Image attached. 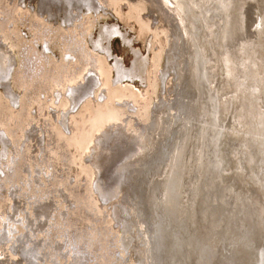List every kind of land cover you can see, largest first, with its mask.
<instances>
[{
  "label": "bare ground",
  "instance_id": "6f19581e",
  "mask_svg": "<svg viewBox=\"0 0 264 264\" xmlns=\"http://www.w3.org/2000/svg\"><path fill=\"white\" fill-rule=\"evenodd\" d=\"M77 1L40 0V6H59L61 10L58 11L66 13L69 8L77 7ZM145 1L148 11L162 18L167 36L165 64L160 72V96L151 103L147 111L149 117L143 120L139 116L137 103L133 100L137 96L134 89L130 93L116 94L113 107L107 114H103L98 106L99 116L94 120L93 125L96 127L90 137V142H97L103 134L104 140L100 139V143L107 144L108 149L101 153L100 150L95 157L99 168H103V165L99 164L101 159L113 164L108 171L109 179L104 183H108L105 192L115 188L119 191V200L110 205L108 210L114 222L115 217L120 216L117 235L122 237L124 247H129L132 252V258L123 261H126L125 264H236L239 260L235 257L246 255L250 259L256 257V263L264 264V234L258 229V224L261 223L264 231V214L260 211L257 215L254 206L251 218L256 227L251 228V231L244 226L242 215V205L247 207L250 202L253 205L254 201H259L262 207L264 205V194L257 192L258 186L264 191V129L258 130L259 126L264 128V123L261 125L264 121V108L258 105L259 102L264 107V96L258 97V93L264 90V0ZM91 2L95 3V0ZM257 7H261V12L255 22L258 24L251 33L254 36L253 30L256 31L259 26L260 37L247 42L240 40V50L235 47L236 44L226 46L224 37L229 33L232 19L242 31L246 21L247 25H250L253 20L252 11ZM244 9L248 10L247 18L242 15ZM109 27L102 26V39H108L109 32H112ZM245 39H250L248 33ZM134 53L137 54L133 66L129 69L120 67L121 60L116 59L118 77L136 72L139 75L145 66V59L137 51ZM9 62L7 54L1 49L0 66ZM231 63L234 69V63L241 69L238 80L233 79L229 73ZM219 67L223 76L217 79L215 74ZM92 77L97 82V77ZM90 80L92 79L89 78ZM220 81L222 84H230L228 90L232 87H237L238 90L239 87L242 91H231V94H223L220 98L223 89ZM255 82L258 83L257 90L251 86L255 85ZM84 85L77 90H82ZM166 85L170 88L169 91L166 90ZM96 86L97 84L94 89ZM86 89L82 91L86 92ZM68 90L65 95L68 103L56 111L59 125L57 129L61 132L68 126L66 120L72 109V100L77 101L82 96V91H75L71 100L67 95ZM128 95L132 100L126 97ZM221 100L233 104L231 112L227 113V108L219 118V123L223 126L220 132L225 135L227 141L224 138L217 146V143L211 145L207 142L208 139L203 133L208 127L219 133L218 116L221 105H217V101L220 103ZM185 105H190L191 109L194 106L199 107L200 111L193 115L184 114ZM201 107L211 108L209 115L204 117ZM103 116L107 117L102 119ZM212 122L213 127L207 126ZM33 126L26 130L34 129L36 132L32 131L28 137L25 133V136L16 140L18 156L13 157L15 163L11 164L13 159H9L8 174L6 171L0 173L7 177L9 186L6 190L8 194H12L9 196L11 202L5 203L0 212V264H85V251L81 247L83 240H86L85 235L88 238L90 234L86 252L94 254L101 233L99 234L86 216L82 215L80 207L64 217L67 214L62 213L67 209L65 205L53 221L48 218L50 212L46 213L49 208L47 202H50L51 198L61 196L60 186L68 185L74 168L71 164L70 168L68 167L70 171H66L67 152L61 147L60 138L56 140L57 136L48 132V123L45 121L38 124V127L35 124ZM228 146L231 147L230 152L234 149L231 155L226 150ZM185 147L187 149L184 151ZM223 148V152L226 151L225 161L219 154ZM181 152L183 160L186 157L188 161L184 170L177 166ZM252 160L258 165L257 169L253 167ZM222 163L225 169L223 173L228 177L226 181L216 176V168ZM109 164L105 165V172ZM17 170L21 174V181L14 183V173L18 172ZM181 174L185 175L182 178L183 185L179 187L178 177ZM123 176L124 179L121 180ZM214 176L219 181L209 185ZM235 182L238 183L233 184ZM242 182L249 190L242 185L238 187V203L231 202L226 197L221 201L217 199L218 194L229 192ZM29 189H32L34 196L26 213L22 193ZM19 191L22 193L17 205L15 202ZM98 194L102 196L99 191ZM176 194L181 195L180 208ZM35 202L36 205L46 203L40 211V208L34 209ZM80 205L82 206V203ZM256 205L259 210L257 202ZM246 210L245 208L244 212L248 215ZM120 212L122 214H119ZM13 215L15 218L11 217ZM176 215L181 216V224H172L171 217ZM185 219L187 225L184 228ZM15 224L21 226V229L15 231ZM42 224L45 225L44 228L40 227ZM171 224L173 227L169 229L167 239L168 255L167 259H164L165 253H160L161 250L164 251L160 246V241L164 238L161 228ZM12 230L14 232H11ZM165 233L168 234L167 229ZM70 234L74 239H68ZM257 234L260 237L258 240ZM55 242L60 247H56ZM177 247L180 249L175 250ZM242 248H245L244 252ZM73 250L76 253L81 251L83 257L79 253L76 261H68L73 255ZM16 251L20 254L18 253V257H12L17 254ZM118 256L119 252L114 249L110 264L119 263ZM42 257L43 261H38ZM90 259V264H99L96 259L95 262L93 258Z\"/></svg>",
  "mask_w": 264,
  "mask_h": 264
},
{
  "label": "rangeland",
  "instance_id": "374dc122",
  "mask_svg": "<svg viewBox=\"0 0 264 264\" xmlns=\"http://www.w3.org/2000/svg\"><path fill=\"white\" fill-rule=\"evenodd\" d=\"M40 5V0H0V50L10 59L7 65L0 66V173L6 171L8 174L9 159L18 156L16 140L25 133L28 137L32 131L36 132L34 129L26 130L28 127H34L33 124L38 127L46 121L48 132L56 135V140L60 138L61 147L67 152L66 171H70L71 164L74 168L68 185L60 186L61 196L46 201L49 204L46 213L50 212L48 218L53 221L65 205L67 209L62 213L67 214L64 217L80 207L82 215L101 233L94 254L86 252L90 234L88 238L85 235L86 240L81 245L85 251V264L92 262L90 258L99 264H110L114 249L119 252L117 264H125L123 260L132 258V252L129 247H124L122 237L117 235L120 216L118 219L115 217L114 222L108 210L119 200V191L115 188L105 192L108 183L104 182L109 179L108 171L113 164L101 159L99 164L103 168H99L95 157L100 150L101 153L108 149L107 144L100 143V139L104 140L103 134L97 142H90V137L96 127L94 120L99 116L97 105L103 114H107L113 107L116 94L130 93L134 89L137 96L133 100L137 103L140 118L145 120L149 117L147 111L159 98L162 89L160 72L165 64L167 43L164 23L161 17L148 11L145 0H95V3L78 0L77 7L69 8V12L57 11L53 15ZM102 26L114 28L108 39L100 37ZM136 51L146 57L145 78L138 77L137 72L138 76L127 74L118 77L116 59L121 60L120 67L129 69L133 66ZM93 75L98 78L95 89L89 84ZM85 82L90 89L68 113L67 128H61L64 132L60 129L59 132L56 111L68 103L65 97L67 89H75L73 85ZM169 89L166 85V90ZM126 97L132 100L129 95ZM10 163H15V160ZM6 178L0 174V212L12 196L7 193L9 185ZM120 179L123 180L124 176ZM30 201L25 199L23 202L26 213L25 206L28 207ZM46 202L38 205L35 202L34 209L40 208L41 211ZM11 217L15 218L14 215ZM13 229L18 231L21 226L15 224ZM68 239L74 238L70 234ZM55 246L60 247L57 242ZM16 253L12 257H18L20 252ZM79 253L83 257V253ZM79 253L74 251L68 261H76Z\"/></svg>",
  "mask_w": 264,
  "mask_h": 264
},
{
  "label": "water",
  "instance_id": "95a60500",
  "mask_svg": "<svg viewBox=\"0 0 264 264\" xmlns=\"http://www.w3.org/2000/svg\"><path fill=\"white\" fill-rule=\"evenodd\" d=\"M248 10H246V9H244L243 10V12H242V15L243 16H245V18H247V15H249L248 14V12H247ZM260 12H261V7H257V8H254V10L252 11V13H253V17H252V21H251V23H250V25H247V21L245 22V24L246 25H244V28L242 29V31H241V29H238L237 28V22L235 21V22H233V19H232V23H230V30H229V33L226 35V37H224V43L226 44V46H228V44H236V46L235 47H237V49H241L242 48V46L241 45H239L238 44V42L240 41V40H245L246 42L247 41H251V40H257L258 39V37H260V30H259V28H257L256 29V31H254L255 29H254V24H255V22H256V19H257V17L260 15ZM235 18V17H234ZM252 29H254L253 30V32H254V36L252 35ZM186 31V30H185ZM246 33H248L249 35H250V39H248V40H246L245 38H246ZM232 39V40H231ZM245 42V43H246ZM248 47V46H247ZM220 62H221V57H220ZM230 70H229V73H230V75H231V77H233V79H235V80H238L239 78H240V70L241 69H239L238 67V64L237 63H234V66L236 67L235 69L233 68V65H232V63L230 64ZM226 71H227V69H226ZM222 70H221V68L219 67V69L217 70V74H215V76H217V79L219 78H221L222 76H223V74H222ZM252 74H253V72H252ZM189 76V73H188V75H187V77ZM250 77V76H249ZM205 80H207V77H206V79ZM234 83H235V81H234ZM220 84H222L221 83V81H220ZM194 85H195V83L192 85L193 87H194ZM223 85V89H222V91H221V94L222 95H220L219 97L220 98H222V96H223V94L225 95V96H227V95H229V94H231V91H232V93H233V91H235L236 89H237V87L236 88H234V87H232L230 90H228L229 89V85L230 84H222ZM251 86H254V87H256V90L259 88L258 87V83L257 82H255V85H253V84H251ZM236 91H242L241 90V88H239L238 87V90H236ZM263 92V94L261 95V93H258V97H261V96H264V90L262 91ZM240 95H241V93H240ZM256 96H257V92H256ZM195 100V99H194ZM193 100V102L195 103V101ZM224 100V99H223ZM223 100H221V102L223 101ZM231 101H232V99H231ZM219 103L218 101H217V105H221V107H220V116H218V124H220L219 122H220V120H219V118H221V115L224 113V111H225V109H227L228 110V112L227 113H230L231 111V109H232V104H233V102L231 103L230 101H223L222 103ZM190 103H192V102H190ZM258 105L261 107L262 106V108H264L263 107V105L260 103L259 104V102H258ZM185 107H188V108H185ZM257 107V106H256ZM201 108H203L202 109V114H203V116L204 117H206L207 115H209V113H210V111H211V108H207V107H201ZM197 111H200V109H199V107L197 108L196 106H194L192 109H191V107H190V105L189 106H187V105H185L184 106V108H183V113L184 114H188V115H193L194 113L196 114V112ZM223 118H224V116H223ZM223 118L221 119V120H223ZM262 123H264V121H262L261 122V125H262ZM207 126H211V127H213V122L212 123H210V124H208ZM220 127H218L219 128V133H217L216 131H214V129H212V128H207V131H204V135L207 137L206 139H208L207 140V142H209V143H211V145L213 144V143H217V146L219 145V144H221V142H222V139L224 140V138H225V140L227 141V139H226V137H225V135L223 134V133H221L220 131V128L222 127L223 128V126L220 124L219 125ZM260 127V126H259ZM258 127V130H260V129H264V128H259ZM222 132H223V130H222ZM217 133V134H216ZM216 134V135H215ZM201 135V134H200ZM252 139H254V136H252ZM188 140H189V138H187V142H188ZM223 147V146H222ZM229 147V146H228ZM230 148L231 147H229L228 149H226L229 153H230V155H231V153L234 151V149H232V152H230L229 150H230ZM187 149V147H185L184 148V151ZM223 150H224V148L223 149H221V152H219L218 151V149L216 150V151H218L219 152V154H220V157L221 158H223V161H225V158H226V154H225V152H223ZM185 159L183 160V152H181V154L178 156V159H177V166L180 168V169H183L184 170V165L185 164H187L188 163V161H186L187 160V158L186 157H184ZM253 161V160H252ZM225 163V162H224ZM257 164H256V162L255 161H253V167L255 168V169H257ZM216 169H218V174H216V176H219L220 178L219 179H221V178H223L222 179V181L224 180V181H226L227 180V178L228 177H226V175L223 173V171L225 170L224 169V164L222 163V165L221 166H218ZM190 170V169H189ZM221 171V174H219V172ZM184 175L185 174H181V175H179V177H178V185H179V187H180V185H183V183H182V178L184 177ZM216 176H214V178H212L211 180H210V182H209V185H212V184H215L216 183V181H219L218 179H215L216 178ZM236 183H238V182H235V183H233V184H236ZM230 184H232V183H230ZM229 184V185H230ZM125 185H127V183H125ZM243 186L246 190H249V188L247 187V185L246 184H244L243 182L239 185V184H237V185H235V188L234 189H230V191L228 190V188H229V186L227 185V190L229 191V192H227V191H225L223 194H221V195H217V199L218 200H220L221 201V199H223L224 197H226V198H228V200L229 201H231V202H236V203H238V197H237V195H240V192L238 191V187L239 186ZM179 189V188H178ZM177 190V189H176ZM212 190H213V188H212ZM173 191H175V189H174V187H173ZM258 194H260L261 195V193L262 194H264V191L263 190H260V186H258ZM176 196V199H177V205H178V207L180 208V203H181V195H179V194H176L175 195ZM215 195L214 194H212V197L213 198H215L214 197ZM256 202H257V204H258V207H259V210L257 209V205H256ZM219 205H220V203H219ZM254 206H255V209H256V212H258V214L257 215H259V212L260 211H262L263 212V214H264V205H263V207L260 205V202L259 201H254V204L253 205H251V202H250V204L247 206V207H244V205H242V215L244 216V226L245 227H247L248 229H249V231H251L250 229L251 228H255L256 227V223L254 222V220H253V218H251V213H252V210H253V208H254ZM237 207H238V205H237ZM247 209L246 210V212H248L249 214L247 215V214H245V212H244V209ZM181 216L180 215H176V216H174V217H171V222H172V224H174V223H177V224H181L180 222H179V218H180ZM205 220H206V218H205ZM172 224L170 225V226H164V227H162L161 228V233H163V236H164V238L163 239H161V241H160V246H162L163 248H164V251H162L161 250V252L160 253H165V257L166 258H164V259H167V255H168V241H167V239H168V235H169V229L171 228V227H173L172 226ZM186 225H187V219H185V222H184V228L186 227ZM166 229H167V233L168 234H166L165 233V231H166ZM258 229H261V231L263 232V234H264V231L262 230V226H261V223H259L258 224ZM258 238H260L259 237V235L257 234V237H256V239L258 240ZM256 240V241H257ZM202 243V242H201ZM203 245V244H202ZM257 245H259V243H257ZM178 249H180V247H177L175 250H178ZM174 250V251H175ZM242 250H243V252L245 251V248L243 249L242 248ZM250 251H254V250H250ZM258 255V254H257ZM256 256V255H255ZM237 260H239L238 262L240 263V264H258V263H256V257H255V259H250V258H248L246 255H239L238 257H235ZM163 260V259H162ZM231 261L233 262L234 261V257H232L231 258ZM156 262V261H155ZM239 263H236V264H239Z\"/></svg>",
  "mask_w": 264,
  "mask_h": 264
},
{
  "label": "flooded vegetation",
  "instance_id": "af4514ba",
  "mask_svg": "<svg viewBox=\"0 0 264 264\" xmlns=\"http://www.w3.org/2000/svg\"><path fill=\"white\" fill-rule=\"evenodd\" d=\"M42 8H43V7H42ZM44 8L47 9V11H48L50 14H52V15L54 14L55 11L61 10V8H60L59 6H53V5H52L50 8H46V7H44ZM45 9H44V10H45ZM110 28H112V31H113V26H110ZM100 37H101V36H100ZM99 46H101V45L99 44ZM137 52H138V51H137ZM138 53H139V52H138ZM139 54H140V53H139ZM140 55H141V54H140ZM143 59H145V66H144V67L142 68V70H141V72H143V73L139 72V76H138L136 73H134L135 76H138V77H140V78L142 77V79L145 78V77H144V74H145L144 72H145V67H146V63H147V62H146V57H145V56H143ZM5 63H7V60L5 61ZM91 71H92V73H93V69H91ZM91 71H90V72H91ZM90 72H89V73H90ZM90 78H91V77H90ZM91 79H92V80H91V83H89V84H90L91 88L93 87L92 89H94V86H95L97 83L95 82L94 78H91ZM93 80H94V82H93ZM87 81H88V80H87ZM87 81H86V82H87ZM97 81H98V78H97ZM86 82H85V84H86ZM92 83H93V84H92ZM91 84H92V85H91ZM81 85H84V83H81V84L79 83V85H78V84L73 85V86H75L76 88H75V89L72 88V89L68 90L67 95L70 97L71 100L73 99V94H72V93H74L75 91H76V92H77V91H82V90H84V89H86V88H87L86 90L90 89V88L88 87V85L86 84V85H84V87L82 88V90H77V89H79V88L81 87ZM81 93H82V96H83L84 93H85V91H84V92L82 91ZM99 94H100V93H99ZM82 96H81V97H82ZM81 97H80L77 101L72 100V104H73V105L71 106V108H73V106H75V103H76V102L78 103V102L80 101ZM71 100H70V101H71ZM126 100H127V99H126ZM98 104H100V103H98ZM97 107H98V105H97ZM67 108L69 109V107H67ZM98 111H99V109H98ZM98 111H97V113L99 114ZM110 113H111V112H110ZM63 115H64V114H63ZM112 116H113V115H112ZM63 117H64V116H63ZM105 117H107V116H103L102 119L105 118ZM94 122H95V121H94ZM19 166H20V165H18V167H19ZM17 171H18V170H17ZM14 175H15V176H14V183H16L17 181L20 182V181H21V174H20V172H19V171H18V172H15ZM29 190H30V191H29ZM29 190H25V191H23V193L19 191L20 193L16 196L17 199L15 198V199H16L15 204L18 205V204L20 203V200H21V193L23 194L22 199H24V200H25V199H27V200H28V199L32 200V199H33V196H34V194H33L34 192H32V189H29ZM10 202H11V201H10ZM10 202H9V203H10ZM28 204H29L28 207L25 206V208H27V209L30 208V204H31V202L28 203ZM30 212H31V211H30ZM17 213H18V212H17ZM17 213H16V215H17Z\"/></svg>",
  "mask_w": 264,
  "mask_h": 264
}]
</instances>
